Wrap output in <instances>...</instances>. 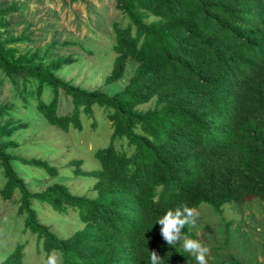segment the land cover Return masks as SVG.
Listing matches in <instances>:
<instances>
[{
    "label": "trees",
    "instance_id": "trees-1",
    "mask_svg": "<svg viewBox=\"0 0 264 264\" xmlns=\"http://www.w3.org/2000/svg\"><path fill=\"white\" fill-rule=\"evenodd\" d=\"M115 7L126 22L113 23L115 57L105 83L120 80L130 59L136 65L111 94L59 77L56 71L76 61L71 55L32 65L0 41V68L20 96L35 98L51 127L80 132L86 124L96 128L100 115L111 128L107 144L92 154L94 166L85 168L80 157L67 163L76 177L92 180L87 191L61 182L34 191L13 162L51 175L58 166L8 151L28 122L0 125V195L18 191L23 231L35 236L37 251L55 250L60 264H150L151 251L160 264H197L163 240L158 218L182 202L220 214L229 202H264V0H115ZM17 10L0 2V20ZM60 91L71 104L63 113ZM36 203L75 214L81 226L60 235ZM231 222L224 219L223 244L213 249L228 247ZM183 233L198 239L193 225ZM24 253L18 241L0 264H24ZM207 264L248 263L230 256Z\"/></svg>",
    "mask_w": 264,
    "mask_h": 264
},
{
    "label": "rangeland",
    "instance_id": "rangeland-1",
    "mask_svg": "<svg viewBox=\"0 0 264 264\" xmlns=\"http://www.w3.org/2000/svg\"><path fill=\"white\" fill-rule=\"evenodd\" d=\"M7 1L15 4L18 10L0 20V41H7L5 47L15 58H32V65L47 67L57 59L71 55L76 61L56 71V74L81 88L99 89L110 94L119 91L132 75L136 63L130 59L120 80L105 83L115 57L113 23L126 22L115 7V0ZM14 39L19 41L15 42ZM47 96L48 91H45L44 97ZM1 107L6 110L0 117V125L18 121L29 123V127L17 131L11 137L18 145L8 148V151L26 157H41L59 168V174L51 175L14 161L15 169L32 190H43L53 182L71 185L80 192L92 186L91 179L76 177L67 163L73 157H80L84 159L85 168L95 165L92 159L94 150L105 146L111 134L107 120L97 115V127L86 124L80 132H63L51 127L36 110L35 98L29 94L20 96L0 68ZM70 108V98L60 91L59 112ZM3 182L0 168V188ZM18 206V191L10 199L0 195V259L12 252L18 241H23L24 264H41L45 254L37 251L35 236L23 231L22 217L17 214ZM35 207L41 219L60 235H68L81 226L75 214H55L37 203ZM195 209L198 216L193 225L194 232L198 240L210 249L206 256L207 262L234 256L248 264H264L263 201L252 197L241 204L229 202L223 205L222 214L208 204H201ZM224 219L232 220L229 245L226 249H213L223 244ZM206 226L210 230H206ZM176 245L183 248L179 241Z\"/></svg>",
    "mask_w": 264,
    "mask_h": 264
},
{
    "label": "clouds",
    "instance_id": "clouds-1",
    "mask_svg": "<svg viewBox=\"0 0 264 264\" xmlns=\"http://www.w3.org/2000/svg\"><path fill=\"white\" fill-rule=\"evenodd\" d=\"M197 216L195 208L182 202L174 210H167L162 217L158 218L157 223L161 226L160 234L163 240L169 246H174L179 241L184 251L195 257L197 264H207L206 256L210 249L198 239H193L190 235L183 233L186 226L195 224ZM160 259L161 257L155 251H151L150 264H160ZM60 260L58 253L53 250L45 254L41 259V264H60Z\"/></svg>",
    "mask_w": 264,
    "mask_h": 264
}]
</instances>
